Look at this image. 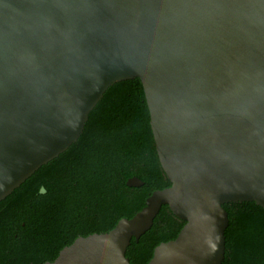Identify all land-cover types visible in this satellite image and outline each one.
Segmentation results:
<instances>
[{
	"label": "water",
	"instance_id": "water-1",
	"mask_svg": "<svg viewBox=\"0 0 264 264\" xmlns=\"http://www.w3.org/2000/svg\"><path fill=\"white\" fill-rule=\"evenodd\" d=\"M134 79L171 186L45 264H131L163 206L185 225L148 264H222L224 205L264 208V0H0V203Z\"/></svg>",
	"mask_w": 264,
	"mask_h": 264
},
{
	"label": "trees",
	"instance_id": "trees-1",
	"mask_svg": "<svg viewBox=\"0 0 264 264\" xmlns=\"http://www.w3.org/2000/svg\"><path fill=\"white\" fill-rule=\"evenodd\" d=\"M134 177L144 185L128 187ZM170 186L140 79L117 83L91 112L79 140L0 203V264L53 262L77 238L111 231ZM224 209L229 226L222 264H264V208L245 202ZM184 225L163 206L153 227L138 242L132 239L126 257L148 264L155 248L176 239Z\"/></svg>",
	"mask_w": 264,
	"mask_h": 264
}]
</instances>
